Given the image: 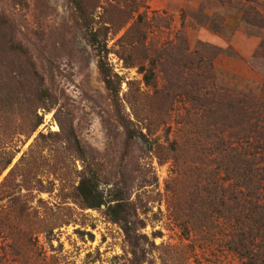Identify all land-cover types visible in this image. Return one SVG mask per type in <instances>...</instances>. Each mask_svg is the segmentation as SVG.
I'll return each instance as SVG.
<instances>
[{
  "label": "rangeland",
  "instance_id": "374dc122",
  "mask_svg": "<svg viewBox=\"0 0 264 264\" xmlns=\"http://www.w3.org/2000/svg\"><path fill=\"white\" fill-rule=\"evenodd\" d=\"M83 2L94 25L114 22L106 62L130 131L69 1L0 0L6 33L0 44V264H243L228 249L222 220L193 231L176 219L184 216L191 182L178 175L185 165H199L194 148L205 131L202 112L187 96L194 83L209 100L229 91L264 107V59L255 57L264 0ZM9 40L24 54L7 46ZM197 53L208 60L201 83L182 65ZM142 61L154 84L144 81ZM174 143L182 149L177 154ZM87 172L97 175L106 202L134 210L132 238L104 205L82 206L76 188ZM261 195L264 203V188Z\"/></svg>",
  "mask_w": 264,
  "mask_h": 264
},
{
  "label": "trees",
  "instance_id": "16d2710c",
  "mask_svg": "<svg viewBox=\"0 0 264 264\" xmlns=\"http://www.w3.org/2000/svg\"><path fill=\"white\" fill-rule=\"evenodd\" d=\"M68 1L75 8L83 30L87 33L89 43L97 52L99 69L106 89L120 118V123L129 134L130 128L118 112L120 86L113 79L112 70L106 62L108 54L106 39L108 33L115 28L114 22L104 21L101 25L96 22L95 25L98 27H95L94 15L89 12L83 0ZM221 2L224 4L231 0H221ZM258 18L244 17L250 24L258 21ZM141 19L142 17H139V21ZM129 20L124 21L117 30H121ZM107 24H110V27L105 26ZM262 24L264 30V22ZM2 26L0 23V44L1 39L6 37ZM131 31L132 29L125 34V39ZM262 40L255 57L264 59V35ZM134 42L141 43L139 40L132 41ZM7 46L24 54L23 47H16L10 40L7 41ZM125 47H128V43L124 44ZM125 51L131 52L130 49ZM194 57L195 59L182 65L188 67L187 71L193 75L194 80H199L201 83L205 79L208 60L207 57L200 56L198 53ZM149 58L147 53V57L143 60L146 61ZM150 63L154 66V59H150ZM138 64H140L138 61L131 63L136 66ZM146 68L142 61L140 70L144 73V81L147 85L154 84L155 75ZM178 83H182L181 78L178 79ZM192 89L187 96L202 112L199 120L204 124L202 127H205V131L199 134L203 135L200 136L202 142L195 145L201 153L194 148L200 157L199 165L193 167L185 165L178 175V177H190L191 182L185 189L184 216L182 218L176 216V219L182 222L181 225L186 229L191 225L193 231H200L203 223L210 228L215 220H222L230 231L227 241L228 249L238 255L243 260V264H264V203L261 201L264 188V127L260 128L262 132L257 130L262 117L264 119V107L251 96L233 97L229 91H226L219 94L218 100H209L208 97L201 95L203 90L198 83H194ZM233 122L241 129L237 132H219V127L226 128V130H229V127L235 128V125H231ZM40 125L41 123L37 126ZM171 147L175 154L182 150L177 143ZM204 156H206L205 160ZM10 164L11 160L4 163L2 170ZM76 195L85 209H100L104 205L106 215L110 220L120 225L125 235L132 238L134 210L118 200L114 201L113 205L106 202L99 190L95 173L87 172L81 177L76 188Z\"/></svg>",
  "mask_w": 264,
  "mask_h": 264
}]
</instances>
